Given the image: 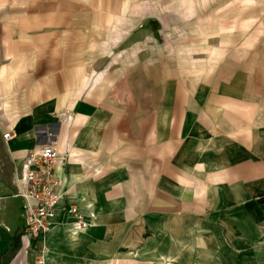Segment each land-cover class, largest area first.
<instances>
[{"label": "crops", "instance_id": "1", "mask_svg": "<svg viewBox=\"0 0 264 264\" xmlns=\"http://www.w3.org/2000/svg\"><path fill=\"white\" fill-rule=\"evenodd\" d=\"M19 1L0 0V264H35L15 195L26 156L45 145L58 152L61 198L44 264H179L184 239L226 240L232 250L236 224L264 206L262 75L248 79L231 56L209 57L199 79L161 62L133 71L138 90L105 99L98 84L71 98L67 60L57 73L53 43L42 62L24 59ZM46 1L36 6L50 15L57 5ZM157 24L143 31L156 37ZM118 74L130 79L132 70Z\"/></svg>", "mask_w": 264, "mask_h": 264}, {"label": "rangeland", "instance_id": "2", "mask_svg": "<svg viewBox=\"0 0 264 264\" xmlns=\"http://www.w3.org/2000/svg\"><path fill=\"white\" fill-rule=\"evenodd\" d=\"M22 2L24 59L35 62L51 52L47 47L53 43L57 73L67 60L71 98L85 97L98 84L105 99L129 88L133 92L140 84L133 71L161 62L173 63L179 77L206 78L197 70L206 68L211 57L223 56H231L234 68L244 69L253 82L262 75L264 83V0H55L50 15L36 6L46 0ZM148 21L158 23L156 37L143 31ZM227 26L231 31L219 34ZM33 40L38 42L33 45ZM134 40L141 42L128 48ZM128 70L130 79L118 74ZM236 225L241 232L234 230L232 250L226 240L184 239L178 263L264 264V206L249 208L247 221ZM136 228V244L142 245V227Z\"/></svg>", "mask_w": 264, "mask_h": 264}, {"label": "built area", "instance_id": "3", "mask_svg": "<svg viewBox=\"0 0 264 264\" xmlns=\"http://www.w3.org/2000/svg\"><path fill=\"white\" fill-rule=\"evenodd\" d=\"M11 138V130L3 132V141L7 142ZM57 157L58 152L53 145H45L29 153L23 164L21 187L15 195L22 199V208L26 214L22 234L35 251V264L45 262L43 240L57 218V204L61 198L58 192L60 181L54 175ZM72 215L78 226L84 228L83 215L75 212Z\"/></svg>", "mask_w": 264, "mask_h": 264}]
</instances>
